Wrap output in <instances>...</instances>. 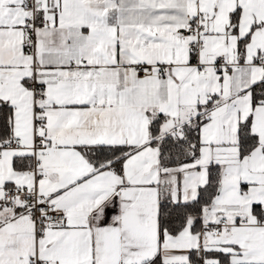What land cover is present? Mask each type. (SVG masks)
Segmentation results:
<instances>
[{"label":"snow or ice","instance_id":"obj_1","mask_svg":"<svg viewBox=\"0 0 264 264\" xmlns=\"http://www.w3.org/2000/svg\"><path fill=\"white\" fill-rule=\"evenodd\" d=\"M0 264H264V0H0Z\"/></svg>","mask_w":264,"mask_h":264}]
</instances>
